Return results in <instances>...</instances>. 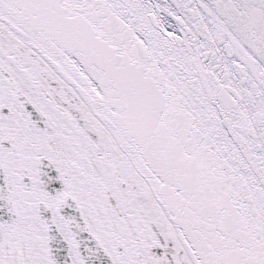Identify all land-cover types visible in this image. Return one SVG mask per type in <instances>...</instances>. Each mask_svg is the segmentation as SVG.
Segmentation results:
<instances>
[{"label": "snow or ice", "instance_id": "1", "mask_svg": "<svg viewBox=\"0 0 264 264\" xmlns=\"http://www.w3.org/2000/svg\"><path fill=\"white\" fill-rule=\"evenodd\" d=\"M0 264H264V0H0Z\"/></svg>", "mask_w": 264, "mask_h": 264}]
</instances>
